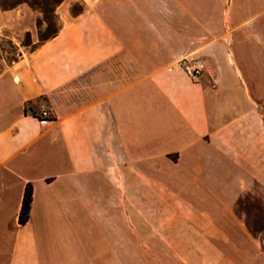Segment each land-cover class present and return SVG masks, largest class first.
I'll list each match as a JSON object with an SVG mask.
<instances>
[{
  "label": "crops",
  "instance_id": "1",
  "mask_svg": "<svg viewBox=\"0 0 264 264\" xmlns=\"http://www.w3.org/2000/svg\"><path fill=\"white\" fill-rule=\"evenodd\" d=\"M57 13L38 43L36 10L0 7L36 44L0 56V264H264V0Z\"/></svg>",
  "mask_w": 264,
  "mask_h": 264
},
{
  "label": "trees",
  "instance_id": "2",
  "mask_svg": "<svg viewBox=\"0 0 264 264\" xmlns=\"http://www.w3.org/2000/svg\"><path fill=\"white\" fill-rule=\"evenodd\" d=\"M64 1L65 0H0V7L3 10H10L21 4H27L32 9L36 10L39 13L36 19L37 35L39 38L38 43H42L55 37L59 33L61 29V21L57 13V8ZM82 8V6L79 5L77 7V4H75L72 8V12L76 14L80 12ZM24 35L25 39L21 40V46L35 48L36 44L33 41L31 31H26ZM11 42L14 49V55L7 60L14 61L19 58L21 52L19 50V45L14 43L13 40H11ZM32 201L33 186L31 183H28L25 188L23 204L19 215V221L21 224H25L29 220Z\"/></svg>",
  "mask_w": 264,
  "mask_h": 264
},
{
  "label": "built area",
  "instance_id": "3",
  "mask_svg": "<svg viewBox=\"0 0 264 264\" xmlns=\"http://www.w3.org/2000/svg\"><path fill=\"white\" fill-rule=\"evenodd\" d=\"M178 65L195 81H199L208 71L207 62L202 57L185 56L178 60ZM216 86V82H213L212 87L215 88ZM37 116L41 119H50L52 118V109L44 107L40 110Z\"/></svg>",
  "mask_w": 264,
  "mask_h": 264
},
{
  "label": "rangeland",
  "instance_id": "4",
  "mask_svg": "<svg viewBox=\"0 0 264 264\" xmlns=\"http://www.w3.org/2000/svg\"><path fill=\"white\" fill-rule=\"evenodd\" d=\"M79 4H77V7ZM216 20V19H215ZM16 36L18 39H25L24 33L17 37V34L13 31L9 30L6 32V34L2 35L0 37V56H4L7 59H10L14 55V49L12 47V37Z\"/></svg>",
  "mask_w": 264,
  "mask_h": 264
}]
</instances>
